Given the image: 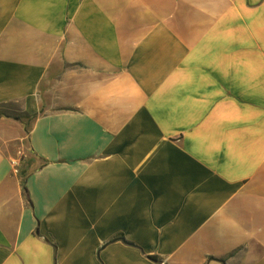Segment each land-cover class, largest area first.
Here are the masks:
<instances>
[{"label": "crops", "instance_id": "1", "mask_svg": "<svg viewBox=\"0 0 264 264\" xmlns=\"http://www.w3.org/2000/svg\"><path fill=\"white\" fill-rule=\"evenodd\" d=\"M0 264H264V0H0Z\"/></svg>", "mask_w": 264, "mask_h": 264}, {"label": "trees", "instance_id": "2", "mask_svg": "<svg viewBox=\"0 0 264 264\" xmlns=\"http://www.w3.org/2000/svg\"><path fill=\"white\" fill-rule=\"evenodd\" d=\"M25 189H26V188H25ZM149 257L152 258V259L155 260V261H160V258H159L158 256L150 255Z\"/></svg>", "mask_w": 264, "mask_h": 264}, {"label": "built area", "instance_id": "3", "mask_svg": "<svg viewBox=\"0 0 264 264\" xmlns=\"http://www.w3.org/2000/svg\"><path fill=\"white\" fill-rule=\"evenodd\" d=\"M15 165H17V163L14 162Z\"/></svg>", "mask_w": 264, "mask_h": 264}]
</instances>
